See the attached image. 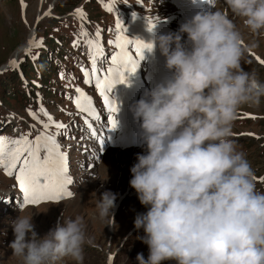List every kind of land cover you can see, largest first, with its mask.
<instances>
[{
    "label": "clouds",
    "instance_id": "9594fccd",
    "mask_svg": "<svg viewBox=\"0 0 264 264\" xmlns=\"http://www.w3.org/2000/svg\"><path fill=\"white\" fill-rule=\"evenodd\" d=\"M224 3L251 34L264 35V0ZM150 43L172 75L132 106L146 153L137 154L130 185L148 209L134 224L143 229L138 238L149 255L138 253L136 259L264 264V192L257 190L255 173L232 138L241 107L259 106L264 97V83L241 63L258 44L245 45L221 10L199 11L178 31L154 35ZM116 199L111 191L102 193L96 205L101 220L115 222ZM18 211L9 246L20 264L83 261V246L91 239L81 216L58 222L40 237L34 214H25L26 206Z\"/></svg>",
    "mask_w": 264,
    "mask_h": 264
},
{
    "label": "rangeland",
    "instance_id": "374dc122",
    "mask_svg": "<svg viewBox=\"0 0 264 264\" xmlns=\"http://www.w3.org/2000/svg\"><path fill=\"white\" fill-rule=\"evenodd\" d=\"M84 2H86V0H0V72L2 69H14V67L19 65V62L22 60V56L29 50L28 38L30 34H38L37 37L35 34V41L39 40L41 37L40 33L43 31H45L47 35H50V29H46L49 25L48 22L43 23L42 26L36 25L38 17L42 14V10L46 11L50 8V6L54 7L51 9L53 15L46 16L40 22L49 19L48 17L57 15V13L65 14L61 16L66 19L67 15L72 12V7L84 4ZM89 7L92 11H94V14L98 13L95 11L96 6L94 3L90 2ZM232 15L233 14L229 10V17H232ZM51 20L52 19H49L47 21ZM232 21L237 24V27L241 30L242 35L247 38L249 44L254 41L257 43L254 35L245 30V28L239 24V18ZM84 30L86 31L85 26ZM87 31L88 41L90 37L92 40H96V32L92 31L91 34V31ZM69 40L70 46H72L75 43V38L71 37ZM257 44L258 46L255 47V49L260 51L264 56V42ZM21 47H25V49H22ZM20 48L21 50H19ZM91 49L92 48L89 45L88 52L86 54L82 46H72L70 54L73 60L79 61V63L76 64L77 69H83V62L86 61L87 58L90 59L91 57ZM18 51L20 52L19 55L12 58ZM12 61H16L17 63L13 65ZM72 66L73 62L69 64V67L72 68ZM242 67L244 69L243 65ZM245 71L255 73L256 77L264 83V70L259 71L256 68L250 67ZM3 73L4 71L0 73V76ZM75 74V78H79L83 80V82H86L87 75L85 73ZM12 80H14L12 82L14 83V86L18 88L21 87L22 83L20 82L18 76L14 77ZM59 87L65 88L63 85H60ZM54 88H56V86H53L51 90L53 91ZM60 91L62 92L61 89ZM13 94V92H9V95ZM68 94L70 93L65 92L64 96ZM7 95L8 91H0V96L6 97ZM19 95H21V93H19ZM21 96L23 97V95ZM73 97L74 100L71 103L75 105V96ZM59 98L60 97L58 96V99ZM6 99L7 103L13 105L16 109H19V105L15 103L14 100L8 97H6ZM52 106L55 111H58V109H71L64 107V105H62L59 101L53 103ZM1 107L7 106L5 104H0V108ZM78 111L80 110H77L75 113L78 114ZM6 116L10 118V121H13V124L17 123L14 115L10 114V112L6 114ZM78 120L79 119L77 117L73 116V121L75 123L78 122ZM18 128L19 126L17 129L13 130V133L15 130H18ZM235 130L237 129L233 127L232 131ZM256 130L259 133L264 134V127ZM234 140L237 144L238 150L245 154L253 171L256 173H263L264 162L262 158V151L256 142L251 138ZM130 156L131 154L122 153L119 155L116 152H114V156L109 154L108 158H114V162H112V164H108V167L105 166L102 168L103 177H99V179L93 181L92 184L89 187H86L81 192L80 196L73 201L59 202V200H56L57 203L52 201L51 203L42 204L38 206V208L26 207L27 212L25 214H34L32 223L35 226V231L40 237L47 234L57 225L58 222L62 224L64 219H74L76 216H81L83 218L86 238L91 239V243L86 242L83 246V261L77 262L75 260L65 258L64 260H61L59 264H139V261L136 259L138 253H143L145 258L148 257V245L143 243L142 240L138 238L139 236L144 235L143 229L137 230L134 224L137 214L145 213L148 209L146 206L141 204L136 190L130 185V169H128V165H124V163L128 162V160L132 159ZM118 158H120V160H118ZM107 162L109 161L107 160ZM107 178H109V181L106 180ZM10 185L11 180L6 179L0 173V191L10 190ZM105 191H111L117 196L116 207L114 208L115 212L112 209L115 222L111 219V217H109L108 220H101L98 216V209L96 205L102 196V193ZM3 213H7V216L10 217L0 220V224L3 225L1 231H5V233L7 232L5 237L0 241V264H20V261L13 256V249L9 246L15 239L12 222L19 216V212L15 213L7 211ZM109 223L113 225H108ZM4 234L0 233V236H3ZM171 262L172 261H164L163 264H171Z\"/></svg>",
    "mask_w": 264,
    "mask_h": 264
},
{
    "label": "snow or ice",
    "instance_id": "6c2138e0",
    "mask_svg": "<svg viewBox=\"0 0 264 264\" xmlns=\"http://www.w3.org/2000/svg\"><path fill=\"white\" fill-rule=\"evenodd\" d=\"M108 10L112 11L113 9L109 6ZM77 14L83 16V10L77 9ZM116 27L122 33L124 32L123 25L120 22H117ZM153 27L154 25L149 21V30ZM96 35L98 36L99 33ZM32 43L35 44L36 41ZM88 43L92 48V69L91 72L85 70V74L89 77L86 83H92L94 80L101 93L105 94V102L108 105L109 112L113 114L109 127L115 129L119 124L115 114L120 111V108L108 93L117 84L128 82V76L134 74L138 69L137 58L143 60L144 50L151 51L152 44L121 35L116 43L117 47L122 50L123 55L117 53L112 56V63L116 67L109 68L108 75H100L96 65L98 56L103 55L101 46L96 40H89ZM128 46L134 47L135 52H132ZM260 62L264 64V60ZM12 63L15 65L17 62L12 61ZM76 92L79 94L75 98L77 107L83 112H90V109L85 106L90 97H87L83 89L77 88ZM30 114L36 117L35 112L30 111ZM45 115H48L46 110ZM41 123L45 130L52 125L57 128L65 127L62 123L52 120L51 117H49V123L43 121ZM0 167H3L9 175L15 172L19 186L23 190V202L20 204L22 207L38 204L42 200H60L64 195H72L66 188V185L71 183V180L65 174L66 154L60 150L56 137L47 131L41 132L34 140L29 139L28 135L16 139L0 136Z\"/></svg>",
    "mask_w": 264,
    "mask_h": 264
},
{
    "label": "bare ground",
    "instance_id": "6f19581e",
    "mask_svg": "<svg viewBox=\"0 0 264 264\" xmlns=\"http://www.w3.org/2000/svg\"><path fill=\"white\" fill-rule=\"evenodd\" d=\"M53 8H54L53 6H50V8H48V9H50V11H51V9H53ZM48 9H47V10H48ZM47 10H46V11H47ZM46 11L42 10V11H41V13H42V14L40 13V14H41V16H42V15L44 14V12H46ZM40 14H39V15H40ZM41 16H40V17H41ZM40 17H38V19H37V20H39V18H40ZM31 32H32V31H31ZM34 38H36V37H35V34H33V33H32V34H30V36H29V38H28V44H29L30 42L32 43L33 41H35V39H34ZM21 48L23 49V47H21ZM21 48H20L19 50H21ZM19 53H20L19 51H18V52H16V53L13 55V57H12V58H15V57H17V55H19ZM122 156H123V155H122ZM128 158H129V157H128ZM113 210H114V212H115V209H113Z\"/></svg>",
    "mask_w": 264,
    "mask_h": 264
},
{
    "label": "trees",
    "instance_id": "16d2710c",
    "mask_svg": "<svg viewBox=\"0 0 264 264\" xmlns=\"http://www.w3.org/2000/svg\"><path fill=\"white\" fill-rule=\"evenodd\" d=\"M60 22V21H59ZM56 24V23H55ZM46 34V33H45ZM47 35V34H46ZM48 36V35H47ZM30 65V62H27V63H24L23 64V69L24 70H28L27 68H28V66ZM12 73V75H14V74H16V72H11ZM3 78H6V75L4 74V75H1L0 76V86H1V82H2V79ZM2 97V96H1Z\"/></svg>",
    "mask_w": 264,
    "mask_h": 264
}]
</instances>
